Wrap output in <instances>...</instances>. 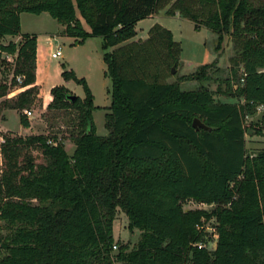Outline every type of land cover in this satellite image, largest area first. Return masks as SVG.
Returning <instances> with one entry per match:
<instances>
[{"label":"trees","instance_id":"16d2710c","mask_svg":"<svg viewBox=\"0 0 264 264\" xmlns=\"http://www.w3.org/2000/svg\"><path fill=\"white\" fill-rule=\"evenodd\" d=\"M161 9L214 31L216 51L231 34L235 87L228 79L223 92L240 101L167 81L181 45L161 23L150 25L144 38L123 42L135 34L137 20ZM44 10L75 42L101 36L112 81L108 133L96 132L84 78L61 62L62 77L82 83L85 94L72 99L67 86L55 84L46 107L76 111L69 134L75 147L69 154L50 132L3 134L0 222L9 232L0 233V264H264V149L250 153L245 143V116L259 105L264 135V1L0 0V65L3 53L15 57L10 82L0 80L1 103L18 110L23 126L30 124L23 109L40 98L37 34L21 31L20 12ZM6 35L20 39L2 40ZM210 64L180 79H206ZM16 84L28 86L7 97ZM194 117L211 128H195ZM33 149L43 161L36 162ZM188 199L214 206L184 208ZM119 208L128 228L141 232L135 246L122 243L113 252ZM213 216L217 238L209 248L203 223Z\"/></svg>","mask_w":264,"mask_h":264},{"label":"rangeland","instance_id":"374dc122","mask_svg":"<svg viewBox=\"0 0 264 264\" xmlns=\"http://www.w3.org/2000/svg\"><path fill=\"white\" fill-rule=\"evenodd\" d=\"M77 15L80 16L78 10ZM155 18L156 22L172 29L174 38L179 40L181 45L179 60L174 64V71H169L166 77L167 81L178 80L180 87L183 89L202 88L206 86L213 92L214 98L219 101H240L238 97L232 96L231 93L227 94L223 92V89L228 85V79L232 84L235 81L231 71V57L235 54V49L230 33L224 35L221 47L216 51L214 50L216 33L208 27L201 25V28L195 29L193 21L190 18L181 16L178 13L171 15L162 11ZM151 21V19H143L136 23L135 34L123 42L134 38L146 37L148 28L152 24ZM82 22L84 23V28L89 29V25L83 19ZM20 25L23 32L35 31L40 35L41 47L45 51L46 61L49 63L50 70L54 75H56V65L64 62L67 68H72L78 77L84 78L93 94L95 108L92 111V115L96 132L98 134H107L108 128L105 125V120L106 114L111 111L110 89L112 81L107 70V65L102 57L103 49L100 45L101 36H87L82 42H75V36L63 34L61 23L46 10L39 13L24 11L21 15ZM1 39L7 41L6 36ZM58 47H60L61 54L57 57H51V49L55 50ZM106 49L110 50L111 46H108ZM2 55L5 61L0 65V80L10 82L13 76L15 57L14 55L6 53ZM204 62H211L206 68L208 78L203 80L196 78L180 79L181 75L193 72L199 64ZM240 74L241 68L238 69L237 76ZM15 79L20 82V75H16ZM17 86L19 85H13L12 88ZM67 86H69V93L84 96L85 91L82 83L68 79ZM233 86L235 87V84ZM37 96L40 99H37L35 103L28 107L31 110V113L28 115L30 124L32 123L31 130L20 123L16 108L9 109L5 113L4 121L5 125L12 131L0 129V143L2 142L3 134L6 132L12 134L50 132L62 138L66 151L71 154L75 144L70 139L69 134L75 127L76 111L71 108H47L46 99H44L39 89ZM43 100L46 102L45 105H43ZM261 112L262 105H259L254 113L245 116V126L247 128L245 132V143L247 152L250 153L264 149V135L258 132L260 128H263L260 122ZM1 117L3 115L0 116V119ZM32 152L35 155L36 162L43 161V157L37 149H33ZM1 167L2 157L0 153V171ZM213 206L214 203L194 199H188L183 202L184 208L196 207L210 210ZM127 222L126 214L119 208L113 221V243H116V247H112L113 252H116L122 243L127 244V250L130 249L135 246L140 238L141 230L136 227L129 229ZM214 222L215 217L213 216L205 220L203 223L204 227L202 226L207 231L204 238L207 239V246L209 248H214L216 245L217 233ZM8 232L9 228L1 221L0 233L6 234ZM116 264L124 263L117 260Z\"/></svg>","mask_w":264,"mask_h":264},{"label":"crops","instance_id":"0c3cea01","mask_svg":"<svg viewBox=\"0 0 264 264\" xmlns=\"http://www.w3.org/2000/svg\"><path fill=\"white\" fill-rule=\"evenodd\" d=\"M162 11L164 12V9H161V10H159L156 13H152L149 16H146L144 18H141V19L137 20L135 22V25H136V23H138L139 21H142L143 19H151L152 20L151 22L153 24V22L156 19L155 17L160 15V13ZM23 12L24 11L20 12V21H21V15H22ZM62 28H63V25H62ZM21 31H22V29H21ZM171 31H172V29H171ZM30 32H35V31H30ZM35 33L37 34V47H36V70H35V82L34 83L37 85V88L40 90L42 96L44 97V99H46V102L48 103L51 100V98H52V95H51V92H50V88L53 85H55V84H64L65 86H67V80L68 79H64L62 77V75L60 74L61 69H62L60 65H56V68H55L56 69L55 70L56 71V75H54L51 72L50 65L46 61V58H45V56H46L45 51L41 47L40 35L37 32H35ZM172 33H173V31H172ZM173 36H174V34H173ZM6 37H7V40L8 39H13L15 41H18L20 39V35H14V36L6 35ZM134 39H136V38H134ZM52 50L53 49H51V51ZM27 86L28 85H26V86H17L15 88H13L10 92H8V94L6 96L7 97H11V96H13L14 94H16L17 92H19L20 90L24 89ZM67 87H69V86H67ZM3 98H5V96L0 97V116L3 115V117H1V119H0V129L12 131L10 128H8L5 125V121H4L6 111L9 110V109H12V107H4L2 105V103H1V100ZM46 102H44V100H43V105H45ZM28 118H29V116H28ZM29 123H30V118H29ZM31 126H32V123L29 124V126H26V127L31 130ZM28 133H30V132H28ZM22 134H25V133H22Z\"/></svg>","mask_w":264,"mask_h":264},{"label":"water","instance_id":"95a60500","mask_svg":"<svg viewBox=\"0 0 264 264\" xmlns=\"http://www.w3.org/2000/svg\"><path fill=\"white\" fill-rule=\"evenodd\" d=\"M174 69H175V66L172 65L170 71L173 72ZM69 96H70L72 99H74L75 96H76V94H71V93H70ZM192 125H193L195 128H200V127L205 128V129H209V128H211L210 125L204 123V122H203L202 120H200L198 117H194V118H193V120H192Z\"/></svg>","mask_w":264,"mask_h":264},{"label":"built area","instance_id":"2783aa9c","mask_svg":"<svg viewBox=\"0 0 264 264\" xmlns=\"http://www.w3.org/2000/svg\"><path fill=\"white\" fill-rule=\"evenodd\" d=\"M59 54H61L60 47H58V48L55 49V50H52L51 53H50L51 57H57V56H59ZM23 110H24V112L27 114V116L31 113V110L28 109V108H24ZM2 140H3V139H2ZM112 247L115 248V247H116V243H113V244H112ZM116 261H117V260H113V263H112V264H116Z\"/></svg>","mask_w":264,"mask_h":264}]
</instances>
